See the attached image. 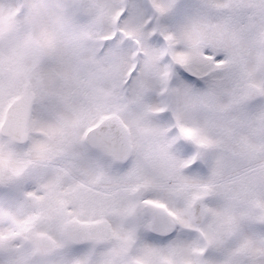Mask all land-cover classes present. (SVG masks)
I'll list each match as a JSON object with an SVG mask.
<instances>
[{"label": "snow or ice", "instance_id": "6c2138e0", "mask_svg": "<svg viewBox=\"0 0 264 264\" xmlns=\"http://www.w3.org/2000/svg\"><path fill=\"white\" fill-rule=\"evenodd\" d=\"M0 264H264V0H0Z\"/></svg>", "mask_w": 264, "mask_h": 264}]
</instances>
